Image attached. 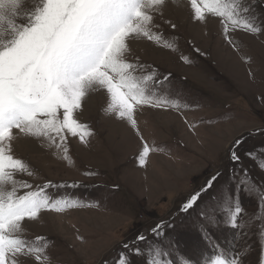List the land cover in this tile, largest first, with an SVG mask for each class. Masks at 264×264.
<instances>
[{"label": "rangeland", "instance_id": "1", "mask_svg": "<svg viewBox=\"0 0 264 264\" xmlns=\"http://www.w3.org/2000/svg\"><path fill=\"white\" fill-rule=\"evenodd\" d=\"M204 2L196 0L203 22L196 19L193 0H169L162 15L146 9L154 17L153 37L161 39L137 37L125 54L136 66L133 76L140 86L169 101L167 106H134L133 127L112 108L106 90L92 88L74 111L87 129L83 140L67 135L63 144L58 138L53 143L13 130L11 154L27 170L14 173L4 190L24 195L45 187L53 199L76 205L42 210L37 219L22 222L17 237L33 246L45 243L37 237L48 241L39 264H119L124 242L171 217L176 228L168 233L175 241L170 259L177 264H209L217 257L264 264V208L258 195H240L244 227L233 229L222 220L209 242L201 239L197 213L187 218L176 213L206 175L227 168L226 152L234 139L244 136L245 149L264 151V135L257 131L264 129V7L251 0L254 13H239L241 18L255 15L252 23L259 32L230 26L225 32L221 18L203 9ZM39 4L24 0L25 7ZM4 12L0 45L10 38L11 12ZM145 145L150 151L142 165ZM253 175L260 180L255 170ZM234 184L226 171L220 188L227 192ZM26 264H37L34 254Z\"/></svg>", "mask_w": 264, "mask_h": 264}, {"label": "snow or ice", "instance_id": "2", "mask_svg": "<svg viewBox=\"0 0 264 264\" xmlns=\"http://www.w3.org/2000/svg\"><path fill=\"white\" fill-rule=\"evenodd\" d=\"M168 3L169 0L148 3L145 0H40L39 6L32 8L25 7L24 0H0V24L5 20V9L12 17L8 20L10 38L0 45V264H26L33 254L39 264L48 241L37 237V241L45 243L33 246L17 237L22 222L37 219L42 210L60 212L76 206L67 199H53L45 187L38 186L36 191L24 195L4 190L3 186L13 181L14 173L27 170L26 164L11 154L13 130L45 137L53 143L58 138L63 144L67 135H79L83 140L87 129L74 118V111L81 107L92 88L106 90L112 108L121 118L127 117L133 127L136 126L134 106H167L169 101L155 98L140 86L133 76L136 66L126 61L125 54L130 50L131 40L137 37L160 41V35L153 37L154 17L146 9H159L162 15ZM255 3L264 7V0ZM193 7L196 19L205 21L204 11L196 6V0ZM203 9L221 18L225 32L229 26L251 32L261 30L252 23L257 18L255 15L247 18L239 15L241 11L254 13L255 4L251 0L247 4L236 0L230 4L206 0ZM165 46L172 47L167 43ZM257 131L264 135V129ZM245 143L244 136L234 139L226 152L227 168L206 175L201 186L176 209L177 215L185 218L197 213L198 231L206 242L213 239L212 231L221 226L222 220L233 229L244 227L241 194L258 195V205L264 208V151L245 149ZM149 151L145 145L139 157L142 165ZM254 170L260 176L259 181L253 175ZM226 171L235 180L227 192L220 188ZM22 186L31 187L26 183ZM175 228L176 218L171 217L138 232L132 242L126 241L121 246L123 258L119 264H177L170 259L175 241L168 235ZM209 264H237V261L227 262L217 257ZM239 264H244L243 260Z\"/></svg>", "mask_w": 264, "mask_h": 264}, {"label": "bare ground", "instance_id": "3", "mask_svg": "<svg viewBox=\"0 0 264 264\" xmlns=\"http://www.w3.org/2000/svg\"><path fill=\"white\" fill-rule=\"evenodd\" d=\"M149 2V1H148ZM94 216H96V215H94Z\"/></svg>", "mask_w": 264, "mask_h": 264}]
</instances>
